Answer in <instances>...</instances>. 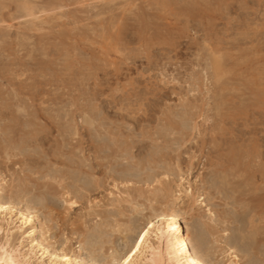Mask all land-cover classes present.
Wrapping results in <instances>:
<instances>
[{
  "label": "rangeland",
  "instance_id": "374dc122",
  "mask_svg": "<svg viewBox=\"0 0 264 264\" xmlns=\"http://www.w3.org/2000/svg\"><path fill=\"white\" fill-rule=\"evenodd\" d=\"M0 181L31 264L168 208L207 264H264V0H0Z\"/></svg>",
  "mask_w": 264,
  "mask_h": 264
},
{
  "label": "bare ground",
  "instance_id": "6f19581e",
  "mask_svg": "<svg viewBox=\"0 0 264 264\" xmlns=\"http://www.w3.org/2000/svg\"><path fill=\"white\" fill-rule=\"evenodd\" d=\"M21 8L24 10V16H35V12L28 3H24ZM183 192L186 197L190 196V198H193L189 187L185 191L183 188ZM8 206L0 202V211L3 213L4 211L11 210ZM25 213L21 211L18 213L17 218L20 222V227L29 225L27 233L30 236H36L37 229L32 221L33 216L31 217ZM183 223L179 214L173 208L159 212L151 210L144 224L132 231L133 236L130 242L124 245L125 251L123 253H111L109 262L103 264H207L193 246L187 231L185 232V229H183ZM30 243L35 246L39 245V242L35 238H31ZM40 249H42L41 255H47L48 259L54 263L58 260L57 262H62L63 264H87L78 257H71V260L66 255L61 254L59 256L53 252L50 253L45 247ZM30 258L29 254H20L16 248H5L0 245V264H31ZM229 264H238V262L230 261Z\"/></svg>",
  "mask_w": 264,
  "mask_h": 264
}]
</instances>
